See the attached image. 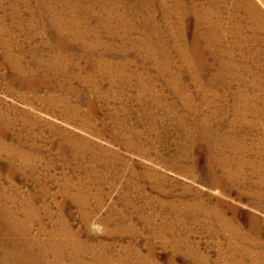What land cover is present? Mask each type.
Instances as JSON below:
<instances>
[{"label": "rangeland", "instance_id": "374dc122", "mask_svg": "<svg viewBox=\"0 0 264 264\" xmlns=\"http://www.w3.org/2000/svg\"><path fill=\"white\" fill-rule=\"evenodd\" d=\"M0 264H264V0H0Z\"/></svg>", "mask_w": 264, "mask_h": 264}]
</instances>
